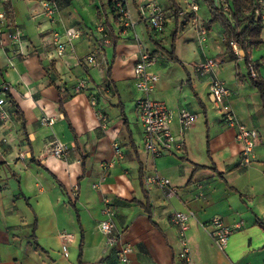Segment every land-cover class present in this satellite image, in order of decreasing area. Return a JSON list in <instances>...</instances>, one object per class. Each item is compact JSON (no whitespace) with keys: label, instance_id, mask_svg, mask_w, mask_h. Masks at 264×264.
Instances as JSON below:
<instances>
[{"label":"crops","instance_id":"0c3cea01","mask_svg":"<svg viewBox=\"0 0 264 264\" xmlns=\"http://www.w3.org/2000/svg\"><path fill=\"white\" fill-rule=\"evenodd\" d=\"M53 1L58 9L49 20L38 0H0L22 36L19 47H0V85L8 86L18 111L0 126V264H118L121 243L133 248L130 264H186L179 227L171 222L177 212L192 213L185 232L192 263L264 264V229L256 222L264 221V75L257 69L255 82L242 69L245 51L236 45L235 59L226 51L222 24L210 22L200 0H128L134 25L126 30L109 0ZM151 2L165 12L161 33L141 13ZM99 23L110 44L101 42ZM70 27L81 36L58 55L53 35ZM140 45L157 56L150 98L172 111V136L183 142L160 158L144 152L134 107L142 96L133 80ZM89 55L96 65L86 62ZM213 58L214 72L199 76L197 66ZM214 76L229 91L223 110L208 96ZM79 81L86 89L76 93ZM180 108L196 115L182 133ZM96 111L106 118L104 128ZM224 111L259 136L246 164ZM45 116L52 126H40ZM52 140L65 144L61 160L44 154ZM153 175L167 179L174 194L146 182ZM214 217L244 223L223 250L210 236ZM106 219L119 235L114 247L98 229Z\"/></svg>","mask_w":264,"mask_h":264},{"label":"built area","instance_id":"2783aa9c","mask_svg":"<svg viewBox=\"0 0 264 264\" xmlns=\"http://www.w3.org/2000/svg\"><path fill=\"white\" fill-rule=\"evenodd\" d=\"M42 5V13L49 20L54 19V14L58 9L57 2L53 0H38ZM109 3L113 9V14L116 16V20L121 28L127 29L133 27L134 23L131 20V14L128 10V0H109ZM219 5L226 11L227 6L224 0H219ZM253 15L257 20H264V0H253ZM193 10L195 8L193 7ZM144 20L148 27L154 32L161 33L164 30L165 12L162 7L157 3H148L141 10ZM104 35L102 38L103 44H110L109 39L105 35V29L102 23L97 26ZM81 32L74 27L64 29L62 33L55 32L54 43L57 46L58 55H63L66 47L72 44L74 40L79 39ZM21 34L15 28L13 22L11 23L4 10H0V47L5 48V44L14 45L19 47L21 43ZM231 48L236 53L237 47L235 43H231ZM19 49L15 50V54H18ZM86 62L90 65H96V57L89 55L85 57ZM157 62V56L152 55L146 51L143 45L139 46V59L133 67V80L136 89L141 93V97L135 101V112L138 115L139 123L143 128V150L145 153L151 155L153 158H160V156L171 153L174 150H180L183 146L182 140L176 139L172 136L171 122L173 120L172 111L168 109L166 104L162 101H156L150 98V93L155 89L157 85L158 76L151 72ZM218 64L216 59H206L200 63L197 67L198 75H208L214 72L215 66ZM249 77L257 82V65L251 61L248 63ZM209 93L213 108L216 110H223L224 101L229 97V91L226 89L223 81L214 76L210 80ZM75 92L80 93L86 89L85 82L79 81L75 85ZM9 88L5 84L0 85V126L2 124L11 121L14 117L12 106L8 101ZM90 104L95 107L97 102L94 98L90 99ZM225 110V108H224ZM98 121H100V127L104 128L106 125V118L104 114L96 111ZM178 123L181 126V133L192 127L196 122V115L183 108L178 109L177 113ZM222 121L228 127H236L237 133L235 135L236 140L242 145L244 151V157L242 164L248 162V155L250 150L254 146L258 139V134L254 130H250L243 125L239 124L230 111H224L222 115ZM54 124V119L51 117H42L40 119L41 127H50ZM117 149V146H114ZM65 144L58 140H52L46 143L44 148V154L54 159L61 160L65 154ZM117 149V153H118ZM22 158V155H19ZM146 182L157 185L161 189H165V195L170 197L174 194V190L170 187V183L165 178H160L157 175L149 176ZM78 195V187H74L70 193V198L75 200ZM108 213L106 209L105 214ZM192 213L177 212L172 215L171 222L179 227V237L183 247L182 254L186 261V264H195L190 260V255L187 247V239L185 238V232L188 229V222L191 219ZM211 226L210 236L213 238L217 248L223 250L230 236L235 234L244 227V223L236 222L234 225H228L224 223L221 217L212 218L209 223ZM98 229L106 245L114 247L119 245V235L115 231L113 223L106 219L98 224ZM65 249V248H64ZM133 252V248L128 243H121L117 249L115 256L118 264H130L129 255ZM65 256V254H64Z\"/></svg>","mask_w":264,"mask_h":264},{"label":"trees","instance_id":"16d2710c","mask_svg":"<svg viewBox=\"0 0 264 264\" xmlns=\"http://www.w3.org/2000/svg\"><path fill=\"white\" fill-rule=\"evenodd\" d=\"M202 1L213 15L210 22H212V20H218L224 28L223 44L226 48V51L232 52L231 43H235L241 51H245L244 59L246 65H248L250 62L249 52L264 43L260 36L262 30L261 22L260 20L255 19L253 15V0H224L227 6L226 9L229 11V16L224 13V10L216 0ZM109 6L111 12H113L110 3ZM4 12L6 14V18H8V20L12 23V18L8 8L5 7ZM232 54L233 58L235 59L236 56L233 52ZM7 97L9 103L12 106L14 117H16L18 111L14 107V104H12L9 95H7ZM146 211L151 214L149 206L146 207ZM256 222L260 228L264 229V221L257 219Z\"/></svg>","mask_w":264,"mask_h":264},{"label":"rangeland","instance_id":"374dc122","mask_svg":"<svg viewBox=\"0 0 264 264\" xmlns=\"http://www.w3.org/2000/svg\"><path fill=\"white\" fill-rule=\"evenodd\" d=\"M217 3H219V0H216ZM200 6H201V10L202 8H204L202 0H200ZM200 18H202V11H200ZM261 25H262V30H261V39L262 41H264V20L260 21ZM164 44H166V39H164ZM252 59L251 62L253 64H256V62L260 63V67L257 68L259 69V71L261 72L262 75H264V44L259 45L256 49L252 50ZM242 69L245 70V72L247 74H249V69L247 67L242 66ZM257 74H258V70H257ZM216 112V111H215Z\"/></svg>","mask_w":264,"mask_h":264}]
</instances>
